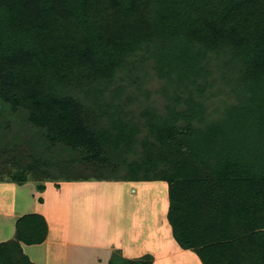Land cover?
Wrapping results in <instances>:
<instances>
[{
	"label": "trees",
	"instance_id": "1",
	"mask_svg": "<svg viewBox=\"0 0 264 264\" xmlns=\"http://www.w3.org/2000/svg\"><path fill=\"white\" fill-rule=\"evenodd\" d=\"M0 96L84 150L88 176L167 181L202 264H264V0H0ZM16 226L0 263L34 264L20 241L46 221Z\"/></svg>",
	"mask_w": 264,
	"mask_h": 264
},
{
	"label": "crops",
	"instance_id": "2",
	"mask_svg": "<svg viewBox=\"0 0 264 264\" xmlns=\"http://www.w3.org/2000/svg\"><path fill=\"white\" fill-rule=\"evenodd\" d=\"M31 180L8 181L10 193L0 197V244L15 239L16 223L22 216L39 214L46 221L47 233L43 241H20L22 252L31 263L111 264L120 259H151V264H158L173 254V247L178 253L186 252L172 235L167 216L169 188L165 180L132 181L91 176L43 183H31ZM159 181L167 185V204L161 218L157 203L153 201L154 194L152 201L147 197L138 199L145 190H159ZM101 182L109 184L105 186L110 193L119 186L114 197L121 199V206L112 204L108 208L101 203L100 194L97 198L89 197ZM40 184L44 186L42 190L38 188ZM60 195L66 200V195L68 197L66 220L63 219L65 210L52 201L57 202ZM166 236L170 237L169 242H163ZM197 264H202L199 256Z\"/></svg>",
	"mask_w": 264,
	"mask_h": 264
},
{
	"label": "rangeland",
	"instance_id": "3",
	"mask_svg": "<svg viewBox=\"0 0 264 264\" xmlns=\"http://www.w3.org/2000/svg\"><path fill=\"white\" fill-rule=\"evenodd\" d=\"M147 89L153 90L151 86H148ZM152 97L157 101L159 106H162L163 99L160 95L155 96L153 94ZM135 120L138 121V116ZM49 135L48 128L36 125L30 120L29 111L27 109L21 107L18 110H14L10 104L5 102L0 96V155L3 153L2 158L8 163L7 166L10 165L8 169L0 168V171H3L0 174V180L2 181L0 183H3L0 185V197L3 198L6 194L10 193V185L7 183L13 180V175L8 174V172L17 171L19 164L23 168L30 169L29 167H31L34 173L33 175H29L33 177L31 180L32 182L28 181L31 183L82 178L94 172V166L88 164L89 160L84 150L79 147L74 148L66 145L62 141L55 143L51 140ZM15 160L17 165L14 163ZM94 165L99 168V163ZM158 184V186H160V189L158 188L159 190H145L138 195V199L140 200L147 197L152 201V196L154 194L155 199L153 198V201L157 203L160 214L159 217L161 218V212L167 204V185L160 181ZM105 185L109 184H104L103 182L99 183L95 187L94 192L89 194V197L97 198L100 194L102 196L100 197L101 203L105 206L107 205L108 208L112 204L121 206V199L114 197L119 186H115L114 190L116 191L110 193L108 191L109 188L107 189ZM92 189L93 187L88 188L87 192H90ZM72 194H74V192H72ZM67 195V200L64 195H60L57 202H55V199L52 200L60 209L65 210L63 212L64 220L67 218L66 209L69 203ZM52 201L50 206L52 205ZM148 203L150 204V201ZM77 206L78 205H76V207ZM158 240L161 242V239ZM169 240L170 237L168 238L166 236L163 242H169ZM177 244L181 248L186 249L178 242ZM174 249L173 247L172 255L168 256L164 261L158 262V264H197L198 255L195 250L186 249V252L178 253Z\"/></svg>",
	"mask_w": 264,
	"mask_h": 264
}]
</instances>
